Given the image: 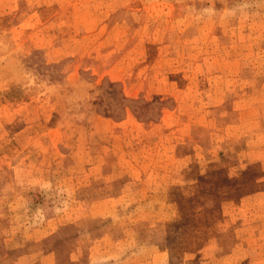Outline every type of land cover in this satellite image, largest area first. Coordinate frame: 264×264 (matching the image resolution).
<instances>
[{"label": "rangeland", "instance_id": "1", "mask_svg": "<svg viewBox=\"0 0 264 264\" xmlns=\"http://www.w3.org/2000/svg\"><path fill=\"white\" fill-rule=\"evenodd\" d=\"M111 227L264 264V0H0V248Z\"/></svg>", "mask_w": 264, "mask_h": 264}, {"label": "crops", "instance_id": "2", "mask_svg": "<svg viewBox=\"0 0 264 264\" xmlns=\"http://www.w3.org/2000/svg\"><path fill=\"white\" fill-rule=\"evenodd\" d=\"M113 228L103 233H91L89 237L93 244L90 242L85 245L84 240L77 239V245L73 246L74 249L71 253L69 251L66 258L69 264H135L133 253L130 255L122 246L123 243L128 242L129 237L125 235L119 238L112 232ZM43 241L36 240L34 249L22 250L21 255L15 259L2 261L0 264H60L58 253L47 249ZM160 252L159 256L156 255L153 258L154 264L166 262L163 251L160 250Z\"/></svg>", "mask_w": 264, "mask_h": 264}, {"label": "trees", "instance_id": "3", "mask_svg": "<svg viewBox=\"0 0 264 264\" xmlns=\"http://www.w3.org/2000/svg\"><path fill=\"white\" fill-rule=\"evenodd\" d=\"M174 227H176L175 225H173ZM95 229H92V231H94ZM22 248L20 247H6L3 246L2 248H0V262H4L5 260H13L16 257H18L19 255H21L22 252Z\"/></svg>", "mask_w": 264, "mask_h": 264}]
</instances>
